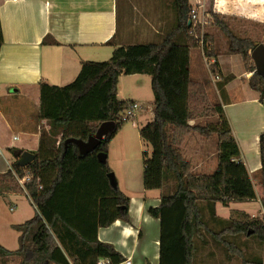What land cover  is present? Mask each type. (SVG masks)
<instances>
[{"label": "trees", "instance_id": "1", "mask_svg": "<svg viewBox=\"0 0 264 264\" xmlns=\"http://www.w3.org/2000/svg\"><path fill=\"white\" fill-rule=\"evenodd\" d=\"M163 1L174 19L158 40L119 45L108 60L83 61L77 78L69 84H40L38 116L49 128L42 131L37 157L26 166L19 157L12 169L0 174V189H24L36 213L13 225L20 233L19 248L0 245V254L21 256V264L126 261L112 243L98 238L100 227L118 219L131 221L130 197L111 184L108 157L101 159L99 153L108 154L112 138L128 121L124 120L126 109L134 103L119 99L120 76L148 74L154 94L153 118L139 131L152 147L143 153L144 187L162 190L161 204L149 209L161 223L160 264H198L200 243L208 237L229 255L241 257L243 264H264L261 256L246 254L244 239L256 238L264 245V219L240 210H232L228 218L217 213V203L228 206L233 201L256 200L258 195L223 105H212L205 83L191 76L192 49L202 35L192 17V4L190 0ZM215 2L210 0L209 18L228 37V52L241 55L246 70L254 72L252 51L258 44L237 35L226 20L229 15L218 13ZM3 42L0 19V48ZM47 43L58 41L48 34L43 39ZM213 52L209 57L219 55ZM211 65L214 74H219L218 62ZM233 77L219 75V88ZM248 83L264 103V73L256 72ZM211 115L217 116L216 123H192ZM110 121L114 126L99 134ZM193 132L207 138L218 136L217 166L212 172L195 171L184 153L185 139ZM91 135H98L101 142L89 153L82 155L75 143L66 144L67 139L88 140ZM260 158L257 172L264 186V132ZM25 176L29 178L22 185L19 179Z\"/></svg>", "mask_w": 264, "mask_h": 264}, {"label": "crops", "instance_id": "2", "mask_svg": "<svg viewBox=\"0 0 264 264\" xmlns=\"http://www.w3.org/2000/svg\"><path fill=\"white\" fill-rule=\"evenodd\" d=\"M120 3V0H0L4 38L0 48V174L12 169L13 162L19 158L16 150L37 153L42 131L49 128L47 121L38 116L41 83L69 84L77 78L83 61L108 60L117 46L132 43L134 32L122 24ZM190 3L193 6L192 0ZM199 3L202 2L197 1L196 5ZM228 5V0H216L215 10L228 14L229 11L224 10ZM125 9L126 17L127 6ZM48 34L58 44H43ZM221 53L228 54L224 58ZM218 54L211 57L208 70L211 71L210 65L217 61L219 74L213 77L211 71V79L197 74L196 81L205 83L214 104L223 105L241 146L242 157L254 174L262 165L260 136L264 132V103L260 101L259 92L248 83L253 72L246 70L244 61L236 63L238 59L234 56L239 54L228 51H219ZM201 55L207 58L204 51ZM133 75L147 74L129 76ZM219 75L234 77L220 89ZM120 79L119 99L139 103L141 108L138 111L145 108L146 101L154 102V99H143V86H138L125 98L120 96ZM214 87L218 94L213 98L211 91ZM235 92H241L242 97L240 93L236 99ZM187 141L183 144L184 153ZM198 160L191 159L195 170L206 165L205 157ZM214 162L215 169L217 157ZM143 168L144 165L140 167L134 161L125 160L122 180H117L120 189L130 197L131 221L118 219L98 229L99 240L112 243L125 256L126 261L120 264H160L161 223L159 218L149 213V209L161 204L162 190L144 187ZM0 193L18 192L5 190ZM257 195L261 201L259 193ZM239 203L243 201L230 202L227 211L220 208L222 203H217L218 215L228 218L232 210L252 215L260 211L235 208ZM261 212L264 213V208ZM102 264L109 263L104 260Z\"/></svg>", "mask_w": 264, "mask_h": 264}, {"label": "rangeland", "instance_id": "3", "mask_svg": "<svg viewBox=\"0 0 264 264\" xmlns=\"http://www.w3.org/2000/svg\"><path fill=\"white\" fill-rule=\"evenodd\" d=\"M197 1H201L196 5ZM216 1V0H215ZM226 1V0H225ZM229 5L224 9L228 12L226 19L233 31L244 38H251L257 44H264V0H228ZM120 9L123 13V26L131 29L134 34L132 43L143 41L158 40L161 34L170 28L173 23V11L166 7V1L163 0H120ZM193 9H197V18L195 22L200 25L202 35L199 37V43L196 48L192 49L191 71L193 80H197V74H201L202 78L211 79L212 65L208 70V64L212 61L209 57L211 51L218 54L219 51H229V39L222 32L220 27L212 23L209 18L208 9L210 0H192ZM227 3V2H226ZM205 9V16L202 15L201 7ZM127 6L126 17L125 7ZM196 7V8H195ZM122 8L124 10H122ZM205 17V18H204ZM203 21L202 23L200 21ZM203 35H209V40H205ZM203 40V41H202ZM201 51H206L208 57L205 59L201 55ZM252 51V50H251ZM213 52V53H214ZM224 58L226 54L221 53ZM237 62H243L241 55H235ZM108 57L107 59H109ZM106 60V59H105ZM224 60V59H223ZM213 77H215L212 71ZM201 78V80H203ZM220 81V79H219ZM218 84V83H217ZM138 86H143V99H154L153 90L151 88V76H129L123 74L120 79V96L132 94L137 90ZM208 92V91H207ZM213 98L217 97V89L214 87L211 91ZM241 92H235L234 97H240ZM209 101L212 105L211 96L208 93ZM242 97V93H241ZM154 102H145V108L138 111V116L128 120L119 132L112 138L108 151V164L111 171L115 173L118 181L122 180V171H124L125 160L134 161L140 167L143 166L144 151H152V147L144 142L140 136V128L153 118ZM217 116H200L193 120L192 123H216ZM257 125H255L256 127ZM254 127V128H255ZM185 145L186 156L195 162L199 158H206V165L199 166L197 172H211L214 169L217 157L218 136L213 135L210 138L204 137L197 132L189 134ZM185 139V140H186ZM198 149V150H196ZM204 149V150H203ZM215 153V154H213ZM15 159L14 157H12ZM192 162V161H191ZM193 167L194 164L192 163ZM197 165V163H196ZM201 168V169H200ZM1 178V176H0ZM253 181L257 193H259L261 201L257 197L256 200L243 201L235 206L239 209L259 210L255 211V215L264 219V186L261 184L259 173L253 174ZM15 187V183H9ZM7 188H1L5 191ZM7 191L18 192L14 194L0 193V245L6 249L16 250L19 248V232L13 227L15 224L24 223L31 219L36 213V207L25 193V190L8 189ZM262 202V203H261ZM229 206V205H228ZM221 205V209L227 211L226 207ZM12 208V209H11ZM246 240L245 250L248 256H261L264 260V245L256 238H244ZM22 257L18 255H2L0 254V264H21ZM198 264H243L242 258L236 255H229L228 251L222 245H218L208 237L206 243H200L198 254Z\"/></svg>", "mask_w": 264, "mask_h": 264}, {"label": "water", "instance_id": "4", "mask_svg": "<svg viewBox=\"0 0 264 264\" xmlns=\"http://www.w3.org/2000/svg\"><path fill=\"white\" fill-rule=\"evenodd\" d=\"M252 57L256 66V69L253 74H255L256 72L264 73V44L261 43L257 45V47L252 51ZM113 126L114 122L112 121L105 123L101 128L99 134L107 133ZM69 142L75 143L80 154L83 155L93 151L100 144L101 139L98 135H91L88 140L70 138L66 140V144H68ZM15 154L20 157V163L23 166L30 164L37 157L36 153L22 151V149L16 150ZM99 157L101 159H106L108 157V154L99 153ZM108 176L110 178L111 184L115 188H117L118 181L115 173L111 171Z\"/></svg>", "mask_w": 264, "mask_h": 264}, {"label": "built area", "instance_id": "5", "mask_svg": "<svg viewBox=\"0 0 264 264\" xmlns=\"http://www.w3.org/2000/svg\"><path fill=\"white\" fill-rule=\"evenodd\" d=\"M197 9H193L192 10V17H193V19H194V21H195V19L197 18ZM201 11H202V15L203 16H205V13L206 12H204L205 11V9L204 8H201ZM205 18V17H204ZM201 23L203 22L202 20L200 21ZM195 24L196 25H198L196 22H195ZM203 41V40H202ZM141 108V105L139 104V103H137V102H134L128 109H126V111H125V115H124V120H130V119H134L135 118V116L137 115V112H138V110ZM29 177H27V176H25L24 178H22V179H19V182L20 183H24V181L26 180V179H28ZM104 260L105 259H101L100 261H99V263L98 264H102L103 262H104ZM105 262H108L107 260H105Z\"/></svg>", "mask_w": 264, "mask_h": 264}]
</instances>
